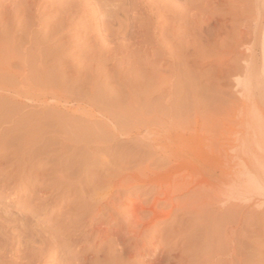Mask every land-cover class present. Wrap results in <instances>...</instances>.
Returning <instances> with one entry per match:
<instances>
[{
  "label": "rangeland",
  "instance_id": "374dc122",
  "mask_svg": "<svg viewBox=\"0 0 264 264\" xmlns=\"http://www.w3.org/2000/svg\"><path fill=\"white\" fill-rule=\"evenodd\" d=\"M62 1L0 0V56L6 55L4 57L5 63L8 59V64L13 62L11 72L0 75V110L2 109L1 106L5 110L0 113H2L1 116L8 118L11 114V117L14 118L13 120L10 119V122L15 123L16 121L21 127H16V123H11L10 127L9 121H7L8 123L5 122L6 119H2L1 116L0 125L3 126L2 132L7 138L10 137L9 131H11L7 127L14 128L15 126V128L20 129V134L17 132L20 140L23 138L26 140L29 136L27 144L31 145L30 149L33 147L35 150L39 149L36 154L34 148L32 149L34 150L32 155L36 160L33 157L30 158L33 163L35 161L37 166L29 161L30 159L23 160L25 156L22 158L23 163L21 162L20 156L17 155L21 153V149L24 147L20 149L19 153L16 152V159L20 160L21 165L12 166L17 162L14 161V152L0 158L2 164H0V170L3 171L0 173V264H39V262L52 264L53 262L48 260L49 255L43 250L45 249L44 244L40 245L43 238L39 234H45L52 241L55 240L54 237L60 232L61 227L62 232L59 234H65H61V237L64 236L65 242L68 240L70 237L68 232L75 229L71 225L73 223L74 226L77 225V222H70L68 219L70 215L79 213L81 202H78V198L80 200V197H84L81 185L88 183H86L87 179L89 181L87 177L93 178L95 169L100 167L104 170V166L106 168L108 163H113L110 164L113 166L114 161H116L115 154L118 153L117 155H119L120 151L136 150L134 149L136 147H140V149L149 148L152 155L164 152V150L183 152L188 149L186 146L191 142L188 139L189 136L199 137L200 134V136H211L212 131H208V133L205 130H200L197 134L195 126L197 120L202 123L221 121L222 124L226 125V136L231 135L229 137H233L232 142L230 141L233 144L227 147L238 149L236 178L227 180L223 184L220 182L222 189L217 193L227 194L228 190L235 187L234 183L250 188L255 197L260 200V202L255 200L258 207L255 210L258 214L253 210V202H246L240 207L242 212L238 208L239 214L243 215L242 222L244 221L243 224L250 222V216L252 218L254 214L259 215L260 218L263 217L264 220V158L260 152V146L264 144V114H260V110L264 111V0H190L193 1V6L189 11L187 0H107L106 3L103 0ZM61 4L64 12L59 9ZM206 7L209 18L207 29L204 25ZM187 15L192 19L187 18ZM177 19L181 21L176 23ZM110 26L112 28L108 30L107 27ZM119 28L120 30H118ZM112 29L114 31H111ZM205 35L208 36L209 40L206 39ZM3 51H5V55ZM6 53L12 57L9 56L8 58ZM12 86L18 91L17 94H13L14 92L10 90L13 89ZM247 112H249L252 120L249 121L251 132L245 140V129L242 124L243 117ZM8 118L7 120H9ZM31 120L33 123L30 122ZM36 122H40V126H43L39 129L40 132H37L40 127L39 124H35ZM232 125L233 127H231ZM37 126L36 130L35 127ZM24 131H26L25 134ZM28 131L31 134L34 131L37 132L39 135L36 133L32 135L34 137L35 135L39 136L37 140L40 142L41 138V140L44 139V142L42 141L38 145V141L33 140L35 143L37 142L34 144L32 141L34 137H31ZM44 131L46 132L44 135L48 134L49 137L46 136V140H48L46 147L45 136L41 134L42 132L45 133ZM238 132L239 136L235 137L234 134H238ZM118 133L120 136L115 139V134ZM22 134H24L23 138L21 137ZM171 136H174V140H171ZM152 138L155 139V146L152 145ZM69 139H74L75 145L79 146L73 145L74 140H70L69 144ZM194 140L196 141V138ZM30 141L33 142L34 146ZM62 141L71 145L68 148L66 144L67 150L64 149V152L61 151ZM156 143L159 146H156ZM39 147L48 148L49 152L45 149L48 154H53V157L51 155L50 157L52 160L55 159L53 162H49L50 169L48 165L46 166L48 169L43 165L46 162L45 155L39 151L41 149L43 152L44 149ZM24 149L27 153V148ZM108 157L113 158V161H109L110 158ZM90 158L99 162H90ZM77 159L79 160L78 163L85 159L83 162L87 161L85 163L89 165L82 162L87 167L83 168L81 165L82 167L79 169V165L76 163ZM26 160L29 161V164ZM101 160L105 162L104 166L102 164L100 166ZM24 162L27 163L24 164ZM30 162L35 167H32ZM95 162L97 168H95L96 165H93ZM147 162L145 159L133 164L126 163L125 167L145 165ZM11 166L13 169L10 168ZM172 166H174V176H183L188 182L187 193L181 195V200L188 197V193L191 191H202V195L191 202L193 205L190 203L191 200L185 199L190 203L191 209L195 210L193 211L194 216L191 218L196 222L189 219L191 215L185 208V212L182 211L183 213L187 211L189 217L185 214L188 219L182 221V226H172L174 232L172 231V227L169 226L175 217L173 214L171 218L159 224L160 235L153 236V234H148L149 232L145 231V236H150H144L146 241L140 240L137 244L138 247L133 245L135 243L132 238L128 239L127 230L124 231L127 234L121 232V228L125 226L121 220L119 224L114 225L110 239L114 240L117 239V236L121 237L124 241L123 244L128 249L126 256L131 257V259L129 258L130 264L132 262L134 264H151L146 259L158 251H164L168 253L169 258H173V250L177 248L176 256L180 259L177 260L176 257L171 264H190V261L194 260L193 252L190 250L196 249V238L200 234L199 231L201 233H204L205 230L209 231L210 226L207 229V224L209 225L213 219L209 212L215 203L213 200L210 203L208 196L211 192L212 195L216 193L211 191L209 187L204 190L201 189L198 186L200 176L195 175L192 179L190 175L192 171L179 163L160 167L153 165L151 171L160 173L158 179L164 180V177L168 176V169ZM82 168L83 170L87 169L88 174L90 171L92 175L83 178L87 173L83 174L84 171H82L83 177L81 176L80 179H84V181L82 184L81 180L78 179L80 181L78 184L81 183L79 188L77 182L73 184L74 181L72 180L79 177L77 175ZM100 168L96 171L97 175L99 171L104 172ZM63 169L65 171H61ZM77 169L80 171L76 172ZM100 172L99 174H101ZM49 175L51 176L49 177ZM226 175L227 171L218 173V180L222 181ZM104 176L99 175L97 178L101 179ZM60 177H63V180ZM59 178L61 181H58ZM43 179L44 182H42ZM98 180L97 186L101 183ZM68 183L74 186L68 185ZM42 187H47L49 192L52 191L51 197H47L49 195L42 192ZM66 187H69V190L71 187L72 192L67 189L70 194L67 191L64 192ZM75 187L79 189L77 195L75 194L77 193ZM146 187L152 186L148 184ZM103 188L100 189V192L104 191V194L97 200L98 206H95L97 211L101 204L98 201H103V198L108 196L105 192H108L109 188ZM85 189L88 191V193L86 192L88 195L92 192L91 189L86 187ZM53 190L55 191L54 194ZM136 191L132 193V197L137 195L138 191ZM74 195L78 196L77 200ZM153 197H150L148 201L141 202L144 204L151 202L155 198ZM118 200L116 199V201ZM216 201L219 203L220 200ZM194 206L198 207V211L201 210L199 212L202 214L197 212L196 208L193 209ZM158 207L165 213L171 209L170 205L166 204H161ZM232 207L231 204L228 209L232 210ZM87 209L89 210V208ZM75 210L78 212L74 213ZM81 210L79 216L86 212L85 208L83 211ZM195 212L197 215L200 214L201 218ZM88 213L92 215L94 212L91 213L89 210ZM183 213L181 211L175 212L181 217L184 216ZM141 215L147 217L149 213L145 211ZM88 216L90 215L88 214ZM107 217L109 218V216ZM107 217H104L105 220L108 219ZM87 219L85 222L89 220ZM262 219L257 226H253V228H258V232L254 234L256 237L250 233V230L246 229V232H242L236 228L238 226L236 218L232 220L236 224H233L232 221L229 222V229L232 224V228L235 229L236 241L239 238L245 242L240 246L243 247L242 249L248 247V241H245V237L252 235L253 240H257V244L259 243V248L264 250V221ZM101 220L99 218L95 223L99 224ZM150 221L148 220L147 223L150 224ZM121 222L123 223L122 227ZM69 224L72 228L68 226ZM103 224L105 226L107 222L104 221ZM243 224H241L242 228L249 227L246 226L248 224L244 225L246 227ZM64 225L70 229L66 226L65 228ZM23 227L26 231L23 230ZM140 227L144 228V226ZM253 228L250 227L251 230ZM55 230L58 231L57 234ZM237 231L240 233L239 235ZM197 232L198 234H196ZM31 233L39 236H33L32 239L37 237L42 242L39 241V244L37 239H33V241L30 237L28 239V236H32ZM241 234L243 235L240 238ZM24 237H27V241L29 240L27 246L24 243ZM96 237L97 233L87 243L80 241L81 243H77L76 247H72L74 248L73 252H78L79 246L82 244L84 247L83 250L81 249L80 255L82 252L86 253L96 243ZM223 237L225 238V235ZM31 241V247L32 244L36 245L32 248L33 250L29 246ZM19 243L24 246H20ZM187 243L190 244L187 245ZM102 245L96 247L93 252L89 250L94 259L97 258L94 256L97 255L95 253H98L96 251L102 249ZM49 246L47 247L51 249ZM20 247L26 248L28 253L22 251L24 248L21 249ZM8 248L10 249L9 252ZM15 249L25 253L18 254ZM38 250L40 252L43 250L42 254ZM53 250L55 252L58 249L54 248ZM263 250L258 262L255 261L254 264H264ZM61 253L67 255L64 250ZM33 255L37 257L34 256L33 258ZM183 256L184 258H182ZM223 258L222 262L225 264L228 261L227 256ZM47 260L48 262H46ZM158 260L161 261V258L158 257ZM188 260L190 261L188 262ZM247 260H244L245 262L242 264H250ZM164 262L168 261L163 259L161 263L164 264Z\"/></svg>",
  "mask_w": 264,
  "mask_h": 264
},
{
  "label": "bare ground",
  "instance_id": "6f19581e",
  "mask_svg": "<svg viewBox=\"0 0 264 264\" xmlns=\"http://www.w3.org/2000/svg\"><path fill=\"white\" fill-rule=\"evenodd\" d=\"M60 1V0H59ZM62 1V0H61ZM98 1V0H97ZM103 1H105V3H106V1L107 0H103ZM110 1V0H109ZM125 1V0H124ZM189 3H188V5H189V8H188V11L190 10V8H192V6H193V1H190V0H187ZM63 3H64V1H62ZM133 2V1H132ZM56 4V3H55ZM62 5V4H61ZM61 5H60V10L62 9V11L64 12V10H63V5H62V8H61ZM73 5V4H72ZM75 5H77V4H75ZM78 6V5H77ZM66 7V6H65ZM64 7V8H65ZM67 8V7H66ZM97 8H98V5H97ZM133 9H135L134 8V6H133ZM137 9V8H136ZM59 10V11H60ZM66 10V9H65ZM206 10V11H205ZM205 10H204V25H205V29H207L208 28V25H209V18L207 17V13H208V10H207V7L205 8ZM66 12V11H65ZM124 13H126V12H124ZM129 13V12H128ZM60 15V14H59ZM180 15V14H179ZM188 16V15H187ZM183 17V16H182ZM206 17V18H205ZM177 18H178V16H177ZM187 18H190V19H192V17H187ZM183 20V19H182ZM128 21V20H127ZM181 21V20H180ZM178 19L176 20V23L177 22H180ZM174 22V21H173ZM66 23V22H65ZM120 23V22H119ZM122 23H124V22H122ZM176 23H175V25H176ZM121 24V23H120ZM128 24V23H127ZM124 26V25H123ZM125 27V26H124ZM108 28V30H109V28H112L111 26L110 27H107ZM107 28L105 29L106 31H107ZM122 28V27H121ZM176 28V27H175ZM118 30H120V28L118 29ZM111 31H114L113 29L111 30ZM127 31V30H126ZM110 32V31H109ZM108 32V33H109ZM116 32H118V31H116ZM116 32H115V34H116ZM205 32H207V31H205ZM111 34V33H110ZM118 34V33H117ZM109 35V34H108ZM110 36V35H109ZM206 36V35H205ZM259 36V35H258ZM260 37V36H259ZM206 39H208V36H206ZM209 40V39H208ZM206 41V40H205ZM259 41V40H258ZM257 41V42H258ZM209 42V41H208ZM208 42H206L207 44H208ZM4 52V55H5V51H3ZM7 54V53H6ZM8 55V54H7ZM6 56V55H5ZM4 56V57H5ZM9 56H11V55H8V58H9ZM2 57H3V55L2 56H0V75H3L4 73H6V72H11L10 70H11V67H12V63H9L8 64V60H7V64L5 63V61H4V57H3V59H2ZM12 57V56H11ZM2 59V60H1ZM12 60V59H11ZM13 73V72H12ZM14 74V73H13ZM237 86V85H236ZM240 86V85H239ZM14 87H15V85H14ZM14 87L12 86V88L13 89H10V90H12L14 93L13 94H17V90L16 89H14ZM236 88H238V87H236ZM241 88V87H240ZM235 89V88H234ZM240 90V89H239ZM240 92V91H239ZM242 94V93H241ZM14 98L16 97V96H13ZM12 97V98H13ZM13 98V99H14ZM6 105V104H5ZM14 107L13 108H15V105H13ZM2 107V109L0 110V112H2V110H3V106H1ZM15 110V109H14ZM3 111H5V110H3ZM1 114L2 113H0V116H1ZM234 114V113H233ZM5 116H6V113H5ZM212 116V115H211ZM2 117V119H6L5 120V122H7V121H9V123H8V125L11 127V123H13V122H10L11 120H13V118L14 117H11V114H10V117L8 118V117H3V115L1 116ZM0 117V118H1ZM16 117V116H15ZM213 117V116H212ZM7 118L9 119V120H7ZM11 119V120H10ZM231 119H232V117H231ZM230 119V120H231ZM211 120H213V119H211ZM216 120V119H215ZM229 120V121H230ZM218 121V120H217ZM226 121V120H225ZM228 121V122H229ZM18 122V121H17ZM28 122V121H27ZM31 123H33L32 122V120L30 121ZM30 122H28V123H30ZM48 122V121H47ZM206 122V123H205ZM204 123H202V122H200L199 120H197V122L195 123V126H196V128H197V134L199 133V131L200 130H205V131H212L211 133H210V135L211 136H200L199 135V137L198 136H189L188 137V139L191 141L190 142V144L188 145L187 144V148L188 149H186L185 151H183V152H177V151H165L164 150V152H159L158 154H156V155H152L151 153V150L149 149V148H146V147H143L142 149H140V147H136V148H134V149H136V150H128V151H123V152H121L120 151V154L119 155H117V154H115V160L116 161H114L115 162V164L112 166V165H110V164H113V163H108L107 165H106V168H105V162L103 161V160H101L100 162H102V163H100V166H102L103 164V166H104V170L103 169H101L100 167H99V165H98V167L100 168V170H103L104 172H100L101 174H99V172H98V175H97V172L96 171H98L99 170V168L96 170H94V175H93V178H90V177H87L88 175L90 176V175H92V173H90V171H89V174L87 173L88 172V170H90V168L87 170V169H84L83 170V168H85V167H87L85 164H87V163H85V162H87V161H85V162H83L85 159H83V160H81L83 163H85V164H83L82 162H80V163H78L79 162V160L77 159V165H79L78 167H79V169H80V167H82L81 165H83V168H82V170H81V172H78V170L79 169H77L76 170V172H78L79 174L77 175V176H79L78 178H76L77 179V181H76V179L75 180H72V181H74V182H72L73 184L75 183V182H77V184H78V182H80V181H78V179H80L81 178V176H82V171H84V173L83 174H86L87 173V175H84V177L83 178H85V176L87 177V178H89V181H87L86 180V183L87 184H83L82 182L84 181V179L83 180H81V183L83 184V185H81V183L80 184H78V187L81 185L82 186V195L84 196V197H80V200H79V198H78V196H76L79 192H78V190L79 189H77L76 187H75V189L77 190L76 192L77 193H75L76 195H74V196H76V200H77V198H78V202L80 203L81 202V207L79 208V210H78V208H77V210L79 211V213H80V210L84 207L85 208V213L83 214V215H80L79 216V213L78 214H72V216L70 215V217H69V221L70 222H77V225H75L74 226V223L72 224V223H70V224H72L71 226H73L75 229H72L70 232H68V230H65L66 232H68L69 233V235H70V237L68 238V240L65 242L64 241V239H63V237H61V234H59L60 232H62V229H61V227H60V232L58 233V231H56L57 230V228H55L56 230V237H54V239L55 240H52L51 241V238H50V240H49V238L44 234H39V235H41L40 237H42L43 238V242L42 241H40V240H38L37 239V237H39V236H37V235H33L32 233V236H28V239H29V237L31 238V240L33 241V239H37V241H38V243H39V241H40V245L42 246V244H44L43 246H44V248L46 249H43V247H41L43 250H44V252L46 251V253H47V255H49V259L48 260H50L49 262H53L52 264H99L100 262H102L101 264H130L129 263V258L131 259V257H127L126 256V254H127V250L128 249H126V246L123 244V240L121 239V237L120 236H117V239H110V237H111V234L113 233V227H114V225L115 224H119L120 223V221L122 220L123 221V223H124V228L122 227V225H123V223L121 222V227L124 229H122L121 227V232L123 233L125 230H127V233H129V236H128V234L126 233V232H124V234L126 233L127 234V237H128V239L130 238H132V240L134 241V243L135 244H133V245H135V246H138L137 244H138V242H140V240H144V241H146V239L144 238V236H145V231L147 232H149L148 234H153V236H156V235H158L159 234V224L161 223V222H163L164 220H166V219H169V218H171V216L174 214L175 215V217H173V221H172V224H171V226H169V227H175V226H177V225H181V223H183L182 221L184 220V219H188V217H189V215H191L190 217H189V219H193V218H191L192 216H194V212L193 211H195V210H192L191 209V207L189 206L190 205V203L193 201H195V199L196 198H199L201 195H202V191H191V192H189L188 193V197H184L183 199L184 200H181L180 198H181V195L183 194V193H187L186 191L188 190V182H187V179L185 178V177H183V176H178V177H176V176H174V173H173V170H174V166H172V167H170L169 169H168V176H165L164 177V180H159L158 179V177L160 176V173H158V172H153V171H151V166H153V165H155V166H157V167H160V166H170L171 164H173V163H179L180 165H182V166H185V168L187 167V168H189L192 172L190 173V175H191V177H192V179L195 177V175H199L200 176V181H198V180H196V181H198L197 183H198V186L199 187H201V189H206L207 187H209L210 189H211V191H213V192H215L216 194L215 195H212L211 193L209 194V196H208V198H209V200H210V203H211V200H213L212 202L213 203H215V204H213L212 205V207H211V211L209 212V215L210 216H213L212 218V220H211V223L208 225L207 224V229H208V227H209V231H207V230H205L204 229V226H202L203 227V229L205 230V232L202 234L199 230H197V231H199V233L201 234H198V232L196 233V234H198V236H197V244H196V249L194 250H190V249H188V250H190V251H192L193 252V261H195L196 263L195 264H222L223 262H222V258L225 256H227V259H228V261L227 262H225V264L227 263V264H242L243 262H245L247 259V261L250 263V264H254V262L255 261H257L258 262V258L259 257H261V255H260V253H261V251L263 250H261V248H259V243L257 244V240L255 241V240H253V236H255L254 234L256 233V232H258V228L256 227V228H253V226L255 227V225L257 226L258 225V222L259 221H261V219L263 218H260L259 217V215H253V217L251 218V216H250V222H248V223H246V224H248V225H246V224H243V222H242V219H243V215L242 214H239L240 213V207H242V205L244 204V203H246V202H253V210L256 212V210L255 209H257L258 207H257V205H256V203H255V200H258V198L257 197H255V194L253 193V191L250 189V188H248V187H245L244 185H242V184H239V183H234L235 184V187L234 188H232V189H230V190H228V192H227V194H220V193H217V192H220L221 191V189H222V186L220 185V182L223 184L225 181H227V180H233L234 178H236V176H235V174L237 173V167H236V163H237V151H238V149H236V148H228L227 146L228 145H232L233 143H230V141H231V139L233 138V137H229V136H231V135H229V136H226L227 135V133L225 134V132H226V130H227V128H226V125L225 124H222L221 123V121L219 122H216V121H214V122H212V121H210V122H212V123H209V121H208V123H207V121H205ZM227 122V123H228ZM6 123V124H7ZM15 123H16V121H15ZM15 123H13V124H15ZM230 123V122H229ZM228 123V124H229ZM1 124V123H0ZM11 124V125H10ZM18 123H16V127H18L19 126V124L17 125ZM36 125H38L40 128H38V126L37 127H35V129L36 128H38V130L39 129H41V127H43L42 125L40 126V122L38 123V122H36L35 123ZM34 124V125H35ZM51 124V123H50ZM227 124V125H228ZM8 125H6V126H8ZM33 125V124H32ZM35 125V126H36ZM238 125V124H237ZM9 126L7 127L8 128V130H10L11 129V131H9V134H10V137H6V136H4V133L2 132V129H3V126H1L0 125V158L2 157V156H4V155H8V154H12V152H14L13 154H14V157H15V159H14V161H17V162H15L12 166H15L16 164H19V165H21L23 162H22V158H23V156H25V158L23 159V160H25V159H30V158H32L34 155H32L33 153H34V150H35V148H34V150H32V149H30V146L31 145H28L27 143L29 142V139H28V137H27V139L26 140H24L25 138H23V136H24V134L26 133V131H24V134H22L21 135V137L23 138H21L22 140H20V138H18V134H20L19 132H20V129H18V128H15V126H14V128H9ZM239 126H240V124H239ZM13 127V126H12ZM19 127H21V126H19ZM34 127V126H33ZM231 127H233V125L231 126ZM237 127V126H236ZM45 128V127H44ZM52 128H54V127H52ZM14 129V130H13ZM18 129V130H17ZM24 129H26V128H24ZM33 129V128H32ZM32 129H30V130H32ZM13 130V131H12ZM22 131H23V129H21ZM27 130V129H26ZM37 130V129H36ZM37 130V132H40L41 130H39L38 131ZM54 131V130H53ZM125 131V130H124ZM237 131H238V129H237ZM7 132V131H6ZM17 132H18V134H17ZM33 132V131H32ZM37 132H33L34 134L36 133L37 135H39ZM45 132V131H44ZM21 133H23V132H21ZM28 133H29V131H28ZM32 133V134H33ZM52 133V132H51ZM114 133V132H113ZM209 133V132H208ZM214 133V134H213ZM30 135H31V137L33 136L34 137V135H32L31 133H29ZM41 134H46V132L45 133H41ZM50 134V133H49ZM213 134V135H212ZM37 135H35V137L37 136ZM48 135V134H47ZM46 135V136H47ZM123 135H125V133H123ZM234 135H236L235 137H238L239 136V132H238V134H234ZM45 136V135H44ZM45 136V147H46V144L48 143V140H46L47 139V137ZM119 136H120V134L118 133V134H115V139H118L119 138ZM122 136V135H121ZM6 137V138H5ZM34 137V139H32V141L33 140H35V141H38L37 140V138L39 137V136H37L36 138ZM42 137V136H41ZM51 137V136H50ZM56 137V136H55ZM91 137V136H90ZM174 137V136H173ZM172 136H171V140L173 139L174 140V138H173ZM49 138V137H48ZM71 138H72V136H71ZM74 138V137H73ZM84 138V137H83ZM101 138V137H100ZM113 138V137H112ZM196 138V141L194 140ZM43 139V138H42ZM64 139H66L65 137H64ZM64 139H62V140H64ZM67 140V139H66ZM65 140V141H66ZM70 140L71 141H73L72 139H69L68 140V143L70 144ZM98 140V139H97ZM102 140V139H101ZM112 140V139H111ZM44 142V139L43 140H41V138H40V142ZM51 141V140H50ZM49 141V142H50ZM53 141H55V140H53ZM63 142L62 141V143H61V145H62V147H61V151L62 152H64L63 150L64 149H66L67 150V148H66V142ZM114 141V140H113ZM31 142V141H30ZM34 142V141H33ZM33 142H31V144L33 143ZM40 142L38 141V145L40 144ZM83 142V141H82ZM102 142V141H101ZM109 142H110V140H109ZM151 142H152V145H154L155 146V139H153L152 138V140H151ZM181 142V141H180ZM232 142V141H231ZM75 140H74V146H77V145H75ZM100 143V142H99ZM107 143V142H106ZM174 143V142H173ZM176 143V142H175ZM34 144H37V142L35 143L34 142ZM34 144H32L33 146H34ZM69 144H67V147L69 146H71V145H69ZM80 144V143H79ZM48 145V144H47ZM87 145V144H86ZM41 146V145H40ZM79 146V145H78ZM77 146V147H78ZM156 146H159L157 143H156ZM27 148V153L24 151L25 149L24 148ZM36 148H37V146H35ZM45 147H39V148H42V150L44 149V151L42 152L41 151V149H40V151L39 152H41V153H43L44 155H45V160H46V162L45 163H43V165L45 166V168H47L46 166L48 165V168H49V162H53L54 161V159L55 158H53V160H52V158L51 157H53L51 154H48V148L46 149ZM47 147H49V146H47ZM68 147V148H69ZM21 148H23V149H21ZM138 148V149H137ZM24 151L23 153H22V151ZM48 151H46V150ZM73 149V148H72ZM72 149H69V150H72ZM77 149V148H76ZM76 149H74V150H76ZM131 149V148H130ZM37 150H39L38 148H37ZM37 150H35V154H36V151ZM52 150V149H51ZM73 150V151H74ZM125 150V149H124ZM19 151H21V153H19ZM111 151V150H110ZM113 151V150H112ZM117 151H118V149H117ZM16 152H18L19 154L17 155L16 154ZM24 153H26V154H24ZM38 153V152H37ZM41 153H38V154H41ZM180 153V154H179ZM22 154V155H21ZM24 154V155H23ZM37 154V155H38ZM80 154V153H79ZM86 154V153H85ZM16 155L19 157V159H21V162H20V160L17 158L16 159ZM50 155H51V157H50ZM75 155V154H74ZM113 155V154H112ZM111 155V156H112ZM6 156H5V158H6ZM109 156V155H108ZM13 157V158H14ZM76 157V156H75ZM91 157V156H90ZM113 158H114V155L112 156ZM34 158V157H33ZM82 158H84V157H82ZM108 158H110V157H108ZM113 158L110 160L109 159V161H113ZM4 159V158H3ZM11 159V158H10ZM9 159V160H10ZM35 159V158H34ZM34 159H32L33 161H34ZM93 158H90V162H94V161H98V160H92ZM95 159V158H94ZM145 159H147V164H145V165H138V166H134V167H125L127 164L126 163H131V164H133L134 162H137V161H143V160H145ZM19 160V161H18ZM28 160H26V161H28ZM36 160V159H35ZM42 160V159H41ZM44 160V159H43ZM86 160H87V158H86ZM6 161V160H5ZM11 161H13L12 159H11ZM29 161H31V159L29 160ZM29 161H28V163L27 164H29ZM39 161V160H38ZM7 162H8V160H7ZM6 162V163H7ZM32 162V161H31ZM30 162V165L33 163H31ZM42 162H44V161H42ZM41 162V163H42ZM74 162V161H73ZM96 162H95V164H93V165H96V167L95 168H97V164H96ZM99 162V161H98ZM21 163V164H20ZM25 162H24V164H26ZM34 163H35V161H34ZM33 163V164H34ZM69 163V162H68ZM67 163V164H68ZM0 164H1V161H0ZM23 164V165H24ZM33 164H32V167H35V166H33ZM36 164V163H35ZM70 164H72V163H70ZM99 164V163H98ZM102 164V165H101ZM2 165V164H1ZM0 165V166H1ZM42 165V166H43ZM74 165V164H73ZM76 164H75V167L77 166ZM85 165V166H84ZM87 165H89V164H87ZM12 166L10 167V168H12ZM36 166H37V164H36ZM38 166H39V164H38ZM40 166H41V164H40ZM51 166V165H50ZM53 166V165H52ZM56 166H57V164H56ZM26 167H28L29 168V166H26ZM75 167H73V168H75ZM47 168V169H48ZM53 168V167H52ZM56 168V167H55ZM72 168V167H71ZM77 168V167H76ZM13 169V168H12ZM35 169V168H34ZM40 169H41V167H40ZM39 169V170H40ZM50 169V168H49ZM93 169H94V166H93ZM23 170H24V167H23ZM31 170V169H30ZM42 170V169H41ZM87 170V171H86ZM9 171V170H8ZM61 171H65V169H63V170H61ZM80 171V170H79ZM86 171V172H85ZM222 171H227V175H226V177H224V179L222 180V181H219L218 180V177H217V174L218 173H220V172H222ZM1 172H3V171H1L0 170V173ZM67 173V172H66ZM80 173H81V175H80ZM7 174V173H6ZM6 174H4V175H6ZM8 174H9V172H8ZM69 174H70V172H69ZM68 174V175H69ZM71 174H73V173H71ZM1 175V174H0ZM67 175V174H66ZM74 175V174H73ZM76 175V174H75ZM104 176V177H101V179H99V177L97 178V176ZM3 176V175H2ZM51 175H49V177H50ZM60 176H62V175H60ZM6 177V176H5ZM8 177V176H7ZM46 177V176H45ZM47 177H48V175H47ZM58 177V176H57ZM60 178H62V180H63V177H60ZM59 178V179H60ZM45 179V178H44ZM44 179H43V181L42 182H44ZM100 180V182L101 183H99L98 184V186H97V180ZM196 179H197V177H196ZM46 180V179H45ZM66 180V179H65ZM64 180V181H65ZM68 180H70V179H68ZM67 180V181H68ZM99 180H98V182H99ZM58 181H61V179L60 180H58ZM71 181V180H70ZM70 181H68V182H70ZM163 181H165V183H163ZM63 182V181H62ZM66 182V181H65ZM73 184H69L68 183V185H73ZM148 184H151V186L152 187H150V188H148V187H146V186H148ZM67 185V186H68ZM48 186V185H47ZM51 186V185H50ZM56 186V185H55ZM74 186V185H73ZM80 186V187H81ZM79 187V188H80ZM85 187L87 188V189H91L92 190V192L91 193H89V195L88 194H86V192L88 193V191L85 189ZM105 188V187H107V188H109L108 190V192H105V194H106V196H107V194H108V196L106 197V198H103V201H98L99 203L101 202V204H100V206H99V208H98V211H97V208H95V206H98L96 203H97V200L101 197V195L102 194H104V191H102V192H100V189H102V188ZM146 187V188H145ZM43 189H42V192L46 195V194H48L49 196H47V197H51V192H49L46 188L47 187H42ZM69 188V187H68ZM67 187H66V190H64V192H66L67 191V189H68ZM103 188V189H104ZM208 188V189H209ZM74 189V188H73ZM75 189L73 190V191H75ZM51 190V189H50ZM69 190V189H68ZM86 190V191H85ZM138 191V193H137V195H135V197L133 196L132 197V193L134 192V191ZM54 191V190H53ZM71 191V187H70V190H69V192ZM80 191V192H81ZM107 191V190H106ZM136 191V192H137ZM68 191H67V193H69ZM72 192V191H71ZM55 193V191L53 192V194ZM42 194V193H41ZM70 194V193H69ZM71 194H73V193H71ZM219 194V195H218ZM43 195V194H42ZM80 196V195H79ZM152 196H154L153 198H154V200L153 201H151V202H147V203H142L141 201H143V202H145V201H148V199H150V197L152 198ZM178 196V197H177ZM104 197H105V195H104ZM217 197V198H216ZM178 198V199H177ZM211 198V199H210ZM216 198V199H215ZM218 198H220V199H218ZM116 199L118 200V201H116ZM175 199H177V200H175ZM188 200V201H190V203L189 202H187L186 200ZM249 199H251V200H249ZM76 200H75V202H76ZM215 200H220L219 201V203L216 201L215 202ZM74 202V203H75ZM90 202V203H89ZM258 202H260V200H258ZM187 203H189L188 204V206H187ZM77 204V203H76ZM161 204H166V205H170V207H171V209H169V212H167V213H165V212H163L161 209H158L159 207V205H161ZM218 204L221 206H219L218 207ZM233 205V207L231 208L232 210H230V209H228V207H229V205ZM191 205H193V203H191ZM211 205V204H210ZM206 206H209V205H206ZM188 207V208H187ZM83 208V209H84ZM86 208H89V210H90V212L92 213V212H94L92 215L90 214V213H88V211L86 210ZM185 208H186V210L188 209V212L190 213H188L187 211H186V213H183V211L185 212ZM194 208H196V211L197 212H199V211H201V210H199L198 211V207H196V206H194L193 207V209ZM238 208L240 209L239 211H238ZM245 208V206L243 207V209ZM83 209L81 210V211H83ZM77 210H75L74 211V213L76 212H78ZM183 210V211H182ZM253 210H252V212H253ZM111 211H113V212H111ZM145 211H147L148 213H149V216H147V217H145V216H142L141 214H142V212L144 213ZM165 211V210H164ZM179 211H181L183 214H184V216L183 217H181V215L179 216V215H177V214H175V212H179ZM205 211H206V207H205ZM209 211V210H208ZM203 212V211H202ZM241 212H242V210H241ZM244 212V211H243ZM251 212V213H252ZM83 213V212H82ZM200 214H202L201 212H199ZM264 213V212H263ZM263 213H261L262 215H263ZM81 214V213H80ZM88 214L90 215V216H88ZM106 214H108L107 216H109V218L106 216ZM185 214H189L188 215V217L185 215ZM195 214H196V212H195ZM197 215L199 218H201L200 216L201 215ZM208 213L206 212V215H207ZM256 214H258L257 212H256ZM260 214V216H262ZM239 215V217H237ZM241 215V216H240ZM107 217L108 219L107 220H105V218ZM185 217V218H184ZM232 217V218H231ZM86 218H88L87 220L88 221H86L85 222V219ZM102 219L101 220V223H99V224H96L95 222L97 221V219ZM235 218L237 219V222H238V226L236 227V228H238L240 231H242V232H246L247 230H250V233H252V235L251 236H248L247 235V237H249V238H247V237H245L246 239H245V241H248L247 243H248V247H246V249H242L243 247H240V246H242L245 242H244V240L243 239H237V241H236V237H235V229L234 228H232L233 227V224H236V222H234V221H232V220H235ZM245 218V217H244ZM68 220H67V222H68ZM148 220H151L150 221V224L149 223H147L148 222ZM194 220V219H193ZM52 221V220H51ZM104 221L105 222H107V224L104 226ZM187 221V220H186ZM192 221V220H191ZM195 221V220H194ZM193 221V222H194ZM213 221V222H212ZM232 221V227H230V229H229V227H228V225H229V222H231ZM262 221H264L263 219H262ZM193 222H192V225H193ZM196 222V221H195ZM54 223V222H53ZM52 224V223H51ZM70 224L68 225V226H70ZM196 224V223H195ZM241 224H243V226L244 225H246V226H249V227H246V226H244V227H246V228H242L241 227ZM55 225V224H54ZM147 225H149V226H147ZM231 225V224H230ZM56 226H57V224H56ZM55 226V227H56ZM61 226H63V225H61ZM66 225H64V227H65ZM68 226H66L68 229H70V228H72L71 226H70V228L68 227ZM140 226H144V228H141ZM147 226V227H146ZM182 226V225H181ZM51 227V226H50ZM52 227H53V225H52ZM65 227V228H66ZM118 227V226H117ZM173 227L171 228L172 229V231H173ZM178 227V226H177ZM196 227V226H195ZM250 227L251 228H253L252 230L250 229ZM26 228V227H25ZM126 228V229H125ZM168 228V227H167ZM188 228V227H187ZM191 228V227H190ZM196 228H198V227H196ZM232 228V229H231ZM29 229V228H28ZM161 229V228H160ZM192 229V228H191ZM247 229V230H246ZM21 230H22V228H21ZM23 230L24 231H26L25 229H24V227H23ZM52 230V229H51ZM167 230V229H166ZM181 230V229H180ZM179 230V231H180ZM187 230H189V229H187ZM194 230V229H193ZM221 230V231H220ZM55 231H53V232H55ZM64 231V230H63ZM119 231V230H118ZM171 231V232H172ZM195 231V230H194ZM194 231H192V232H194ZM239 231V232H240ZM28 232V231H27ZM40 232H42V231H40ZM52 232V231H51ZM121 232H119V233H121ZM174 232V231H173ZM184 232V231H183ZM186 232V231H185ZM46 233V232H45ZM97 233V241H96V243L95 244H93V246L92 247H90V249H88V251L85 253V252H82V255H80V252H81V249L84 247V245H82L81 244V246H79L80 247V249H79V251L78 252H73V250H74V248H72V247H76L77 246V243H79L80 241L82 242V241H84L85 243H87V242H89V240H90V238L94 235V234H96ZM191 233V232H190ZM223 233H225V234H223ZM237 233H238V231H237ZM25 234V233H24ZM29 234V233H28ZM47 234V233H46ZM67 234V233H66ZM176 234V233H175ZM186 234H187V232H186ZM240 233H238V235H239ZM30 235V234H29ZM48 235H49V232H48ZM62 235H65V234H62ZM68 235V236H69ZM123 235V234H122ZM160 235V234H159ZM200 235V236H199ZM223 235H225V238L223 237ZM242 235L243 234H241L239 237L241 238L242 237ZM24 236V235H23ZM26 236H27V234H26ZM33 236H37V237H34L33 239H32V237ZM50 236V235H49ZM67 236V235H66ZM148 236V235H147ZM147 236H145V237H147ZM150 236V235H149ZM148 236V237H149ZM175 236V235H174ZM187 236H188V234H187ZM190 236V235H189ZM244 236H245V234H244ZM51 237V236H50ZM53 237V236H52ZM160 237V236H159ZM256 237V236H255ZM254 237V238H255ZM21 238V237H20ZM26 238L27 237H24L23 238V240H25L24 241V243H25V245L27 246L28 245V242H29V240L27 241L26 240ZM41 238V239H42ZM67 238V237H66ZM65 238V239H66ZM175 238V237H174ZM186 238V237H185ZM188 238H190V237H188ZM192 238H194L193 236H192ZM22 239V238H21ZM40 239V238H39ZM53 239V238H52ZM129 239V240H130ZM152 239H153V237H152ZM125 240V239H124ZM127 240V239H126ZM150 240V239H149ZM20 241H22V240H20ZM19 241V242H20ZM27 241V242H26ZM32 241L29 243V246L31 245V243H32ZM73 241V242H72ZM156 241V240H155ZM225 241H227L226 243H225ZM241 241H243V242H241ZM65 242V243H64ZM80 242V243H81ZM104 242V243H103ZM131 242V241H130ZM130 242H128V243H130ZM152 242V241H151ZM194 242H195V240H194ZM21 243V242H20ZM19 243V244H20ZM22 243H23V241H22ZM21 243V244H22ZM36 243V242H35ZM85 243H83V244H85ZM127 243V244H128ZM191 243V242H190ZM190 243H187V245L188 244H190ZM196 243V242H195ZM225 243V244H224ZM20 244V246H24V245H21ZM37 244V243H36ZM53 244V245H52ZM89 244V243H88ZM100 244H103L102 246V249H98L99 251H96V252H98V253H95V254H97V255H94V256H97V258H98V260H96L95 261V259H97V258H95L94 259V257L93 256H91V253L89 252V250L90 251H94V250H96V247H98ZM131 244V243H130ZM129 244V245H130ZM192 244H193V242H192ZM12 245V244H11ZM34 245V246H33ZM45 245H46V247L47 246H49L51 249H49L48 247V249L45 247ZM148 245V244H147ZM25 246V247H26ZM36 245L35 244H32V247H31V249L32 248H34ZM39 246V245H38ZM52 246V247H51ZM53 246H54V248L55 249H58V250H56L55 252H53L54 250V248H53ZM56 246V247H55ZM194 246H195V244H194ZM12 247V246H11ZM40 247V246H39ZM128 247V246H127ZM139 247V246H138ZM144 247H146L145 245H144ZM188 247V246H187ZM9 248H10V246H9ZM8 248V252H9V249ZM21 249L22 248H24V247H20ZM20 248H18L19 250H21ZM27 249H29V247H26ZM26 248H24V250L22 249V251H25V252H27L26 251ZM137 248V247H136ZM150 248V247H149ZM12 249V248H11ZM36 249V248H35ZM38 249V248H37ZM36 249V250H37ZM174 249V248H173ZM178 249V248H177ZM176 249V250H177ZM17 249H15V251H16ZM33 250V249H32ZM43 250H41L42 252H43ZM66 251L67 252V255H63V253H61V251ZM76 250H78V249H76ZM83 250V249H82ZM176 250H173V258H169V256H168V253H166V252H159L158 251V253L157 252H155V254H153V255H151L149 258H145L146 260H148L149 262H151V264H163V263H161V261H163V259H165L166 261H168V262H166V263H168V264H171V262L173 261V259H175L177 256V254H176V252L178 251H176ZM186 250V249H185ZM187 250V251H188ZM12 251H13V249H12ZM11 251V252H12ZM14 251V252H15ZM29 251V250H28ZM143 251V250H142ZM156 251V250H155ZM176 251V252H175ZM183 251V250H182ZM186 251V252H187ZM264 251V250H263ZM13 252V253H14ZM25 252H20V251H18L17 250V253L19 254H21V253H25ZM38 252H40V250H38ZM42 252H40V254H42ZM89 252V253H88ZM129 252V251H128ZM7 253V252H6ZM28 253V252H27ZM46 253H43V254H45L46 255ZM83 253H85V254H83ZM9 254V253H8ZM15 254H16V252H15ZM30 254V253H29ZM28 254V255H29ZM39 254V253H38ZM53 254V255H52ZM64 254H66L65 252H64ZM128 254H130V252L128 253ZM26 255V254H25ZM31 255H32V253H31ZM92 255H93V253H92ZM150 255V254H149ZM185 255V254H184ZM192 255V254H191ZM19 256V255H18ZM23 256V258H24V255H22ZM34 256L35 257H37L36 255H33V258H34ZM144 256V255H143ZM187 256V255H186ZM189 256V255H188ZM244 256H245V259H244ZM158 257H160L161 258V261H159L158 260ZM247 257V258H246ZM8 258H9V256H8ZM28 258H30V256H28ZM178 258L179 257H177V260H178ZM182 258H184V256L182 257ZM187 258V257H186ZM37 259V258H36ZM39 260H40V258H38ZM180 259V258H179ZM188 259V258H187ZM223 259H225V258H223ZM245 261H244V260ZM46 260V259H45ZM48 260L46 261V262H48ZM34 261V260H33ZM35 261H37L38 262V260H35ZM42 261V260H41ZM190 260H188V262H189ZM191 262L190 261V264L191 263H193L194 264V262ZM225 261V260H224ZM12 262V261H11ZM13 262H14V259H13ZM42 264H43V262H41ZM40 262H39V264H41ZM44 263H45V261H44ZM133 263V262H132ZM131 263V264H132ZM165 262H164V264H166ZM256 263V262H255ZM29 264V263H28ZM32 264V263H31ZM38 264V263H37ZM46 264V263H45ZM48 264V263H47ZM134 264V263H133ZM224 264V263H223Z\"/></svg>",
  "mask_w": 264,
  "mask_h": 264
},
{
  "label": "crops",
  "instance_id": "0c3cea01",
  "mask_svg": "<svg viewBox=\"0 0 264 264\" xmlns=\"http://www.w3.org/2000/svg\"><path fill=\"white\" fill-rule=\"evenodd\" d=\"M260 114H264V111H261L260 110ZM264 118V117H263ZM252 119H251V116H250V114H249V112H247L246 114H245V116L243 117V127H244V129H245V136H244V139L246 140V138H247V135L251 132V129L249 128V121H251ZM255 121V120H254ZM260 152H261V156L264 158V144H262L261 146H260ZM260 171H261V168H260ZM264 171V170H263ZM262 177H263V175H262Z\"/></svg>",
  "mask_w": 264,
  "mask_h": 264
}]
</instances>
